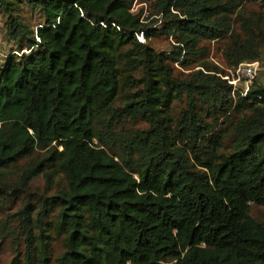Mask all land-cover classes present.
I'll use <instances>...</instances> for the list:
<instances>
[{
	"label": "trees",
	"instance_id": "16d2710c",
	"mask_svg": "<svg viewBox=\"0 0 264 264\" xmlns=\"http://www.w3.org/2000/svg\"><path fill=\"white\" fill-rule=\"evenodd\" d=\"M242 1L153 0L142 19L134 0H0V209L21 200L1 230L25 244L14 262L47 264L54 236L56 264H264L250 215L264 205V84L233 91L200 61L221 38L233 68L261 57L264 0ZM140 34L174 43L156 51Z\"/></svg>",
	"mask_w": 264,
	"mask_h": 264
},
{
	"label": "rangeland",
	"instance_id": "374dc122",
	"mask_svg": "<svg viewBox=\"0 0 264 264\" xmlns=\"http://www.w3.org/2000/svg\"><path fill=\"white\" fill-rule=\"evenodd\" d=\"M153 0H134L131 11L133 13H138L139 11L142 12L141 18L147 19L150 16L151 13V2ZM261 0H243L242 1V7L247 12H258L260 10H263L261 6ZM23 15L25 18L29 21L31 26H35V24L39 21L37 17L31 15L30 11L27 9L23 10ZM160 23L155 24V27L157 28ZM234 30L236 33L241 34L240 24L238 21L234 24ZM139 40L141 42L147 43L152 48H154L156 51H166L168 52L173 43L174 39L173 37H168L166 35H159V36H152L149 39H146V36L144 34H140L138 36ZM228 38H221V39H215L211 41H204L201 43L202 46H205L207 48V54L203 57H200V61H207L210 63L215 64L223 70L225 75H228V77H231L232 79V73H234L233 66H230L224 57V48L226 47V44L228 43ZM9 43H7L4 40V25L2 17L0 16V48L3 53H6L9 49ZM3 59V58H1ZM259 62V70L255 77L252 79V82L256 80L257 82L264 84V50L261 53V57L257 60ZM176 70L175 73L178 74L180 70L183 72H189L192 69H194V64L191 63L189 65L188 70H183L179 68V66L176 64ZM191 69V70H190ZM181 71V72H182ZM224 78V76H222ZM235 80L232 81V86L235 88L234 90L241 89L243 90V87H245L244 78L240 77V80L237 79V76L235 75ZM229 83V82H228ZM182 107V104L175 103L174 104V113H178L180 108ZM130 125V123H129ZM134 125L142 128L146 127V124H144L142 121H136L134 122ZM29 162V159L22 158L18 161V163L15 166H12L6 170L7 173H18L22 166L26 165ZM20 173V172H19ZM45 180L44 176L42 174L37 175L34 180L31 183L32 190L36 189L39 192H42L45 188ZM55 188H52L48 191V193H53ZM46 192V195L48 194ZM21 200L17 199L10 203L8 208L0 209V264H17L14 262V258L17 255L19 257L20 262H22L24 257V249L25 244L22 239H20L19 243L16 246V243L13 242L12 236H7L3 231L1 230V221H6V218L8 217L10 212H13L17 210L20 207ZM55 212V211H54ZM53 212V213H54ZM250 215L257 221L264 225V205L252 203L250 208ZM52 217V214H51ZM9 220L7 221L8 225L15 224L17 221L13 218L8 217ZM49 217L47 218V220ZM6 225V226H8ZM35 233V232H34ZM54 235V234H53ZM34 245H37L35 242ZM50 259L47 264H56V257L62 252L63 250V243L60 239L57 237L55 238L52 236L50 238Z\"/></svg>",
	"mask_w": 264,
	"mask_h": 264
},
{
	"label": "built area",
	"instance_id": "2783aa9c",
	"mask_svg": "<svg viewBox=\"0 0 264 264\" xmlns=\"http://www.w3.org/2000/svg\"><path fill=\"white\" fill-rule=\"evenodd\" d=\"M22 52H26V50L23 49L21 50V52L15 51V50L11 51V53L16 54V55H20V53ZM6 55H7V52L3 53V51H1V48H0V61H2L6 57ZM258 70H259V62L257 60L241 62L236 68H234V73H232V79H230L231 77H228V75H224V79H226L230 84H232V81L236 79L235 75L237 76V79L239 80H240V77H243L245 87H243V90L240 89V91H242L243 94H246L252 83V79L255 77ZM233 89L235 88L233 87Z\"/></svg>",
	"mask_w": 264,
	"mask_h": 264
}]
</instances>
